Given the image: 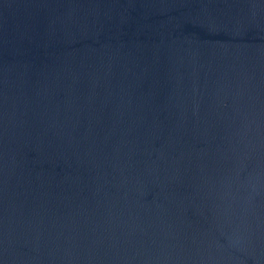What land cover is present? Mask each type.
Returning <instances> with one entry per match:
<instances>
[{"label":"water","instance_id":"1","mask_svg":"<svg viewBox=\"0 0 264 264\" xmlns=\"http://www.w3.org/2000/svg\"><path fill=\"white\" fill-rule=\"evenodd\" d=\"M0 264H264V0H0Z\"/></svg>","mask_w":264,"mask_h":264}]
</instances>
